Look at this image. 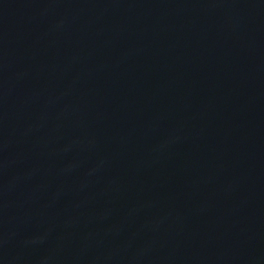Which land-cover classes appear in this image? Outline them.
<instances>
[{
	"label": "water",
	"instance_id": "95a60500",
	"mask_svg": "<svg viewBox=\"0 0 264 264\" xmlns=\"http://www.w3.org/2000/svg\"><path fill=\"white\" fill-rule=\"evenodd\" d=\"M0 264H264V0H0Z\"/></svg>",
	"mask_w": 264,
	"mask_h": 264
}]
</instances>
